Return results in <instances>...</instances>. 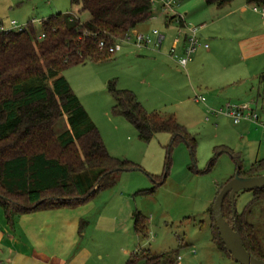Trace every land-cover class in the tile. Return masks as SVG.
I'll use <instances>...</instances> for the list:
<instances>
[{"label": "trees", "instance_id": "16d2710c", "mask_svg": "<svg viewBox=\"0 0 264 264\" xmlns=\"http://www.w3.org/2000/svg\"><path fill=\"white\" fill-rule=\"evenodd\" d=\"M205 1L223 7L233 0ZM247 1L264 5V0ZM71 4L80 14L89 13V18L54 13L42 20L43 38L37 37L33 20L21 31L0 28V206L10 225L23 213L85 203L115 186L122 172L139 168L130 159L111 155L64 72L74 65L111 60L115 52L109 47L150 18L153 0H71ZM108 89L115 100L113 113L124 115L143 141L169 132V153L178 140H185L195 152L196 137L175 115L149 112L133 90L118 87L116 80L109 81ZM64 115L71 128L57 133L55 125ZM231 154L241 175L264 174V158L244 168L240 154L233 150ZM165 168L167 176L170 157ZM244 191L252 193L244 208L236 207L233 217L227 197L223 212L241 233L247 250L264 259V188L243 190L237 197ZM21 199L26 203L21 204ZM210 213L214 218L213 205ZM133 218L136 233L145 236V217L135 211ZM219 242L226 250L221 237ZM177 256L141 249L131 254L127 264L139 259L144 264H176Z\"/></svg>", "mask_w": 264, "mask_h": 264}, {"label": "rangeland", "instance_id": "374dc122", "mask_svg": "<svg viewBox=\"0 0 264 264\" xmlns=\"http://www.w3.org/2000/svg\"><path fill=\"white\" fill-rule=\"evenodd\" d=\"M160 2L156 0L152 11L153 15L162 14L149 18L145 30L150 28L149 25H155V20L164 19ZM181 4L182 0H174L175 11L185 17L188 10H180ZM57 12L80 14L71 0H0V19L6 27L10 26L12 20H16L19 26H26L29 20H33L35 30L39 32L43 18ZM168 15L171 17L175 14ZM80 16L86 20L89 13ZM178 19V15H175L173 21L180 26ZM154 27L159 28L153 26L151 29ZM166 43L163 44L164 50ZM129 48L131 46L124 44L111 60L74 65L64 72L99 128L111 155L130 159L139 165L137 169L124 171L115 186L96 194L103 196L101 202L105 203L99 206V211L105 212L107 217L99 220L95 231L98 232L102 226L111 227L113 235H121L132 253L141 249L158 254L174 252L182 256L181 264H242L220 247V237L210 208L219 191L237 171L231 150L240 154L244 168H248L256 159L264 158L262 129L251 121L235 123L229 116L215 114L213 108L205 104L209 100V94L204 91L207 87L193 86L192 74L189 78L183 68V73L173 70L148 77L145 74L147 65L138 61L139 54L134 47L132 54L126 53ZM149 48L155 49L152 45ZM259 66L260 72L254 86L220 87L242 93L247 103L261 112L264 109V79L261 77L264 63L261 62ZM180 75L187 84H181ZM111 80H116L120 88L133 90L149 112L175 115L196 137L195 152L185 140H178L169 153L172 138L169 132H158L150 141H143L137 128L124 115L113 113L115 100L108 89ZM196 95H204L205 101L198 102ZM70 128L68 115L61 117L55 125L57 133ZM168 157L170 168L167 176H164ZM118 192L127 195L125 200L130 204L132 214L140 211L145 217V236L136 233L134 218L129 219V212L127 219L114 228L118 221L109 216V210L115 204L108 205L107 200L118 199ZM251 198V192H241L237 197V209L241 211ZM20 202L26 203L23 199ZM112 241H116L115 238ZM194 249L196 252H193ZM130 257L128 255L126 262ZM134 264L144 263L139 259Z\"/></svg>", "mask_w": 264, "mask_h": 264}, {"label": "crops", "instance_id": "0c3cea01", "mask_svg": "<svg viewBox=\"0 0 264 264\" xmlns=\"http://www.w3.org/2000/svg\"><path fill=\"white\" fill-rule=\"evenodd\" d=\"M263 7L256 9L247 0H233L223 7L207 4L205 0H182L179 9L188 10L184 17L186 23L199 25L202 43L209 44L208 48L203 45L197 48L185 69L189 78L190 74L193 76V86L207 87L204 91L209 94L208 103H205L208 108L221 107L227 102L247 103L242 93L220 86L255 85V78L260 72L259 65L264 63ZM159 14L162 12L154 16ZM165 16L164 19L155 20L156 24L149 25L148 30H145L147 20L132 29L151 32L153 26H158L165 35L163 44L167 41L165 50L163 44L158 52L149 46L137 48L125 44L126 47L131 46L126 53L132 54L134 48L137 50L138 61L147 65L145 74L148 77H154L158 72L184 71L169 56L180 26L171 19L173 16ZM180 77L181 84H187L183 75ZM261 112L264 113V109ZM99 195L75 207L39 209L20 214L14 225L8 223L4 209L0 206V260L16 264H124L132 252L121 235H113L114 230L109 226H102L98 232L95 231L99 220L107 217L105 212L99 211V206L105 203L101 202L102 194ZM117 195L118 199L113 197L111 202L107 200L108 205L115 204L109 210V216L118 221L115 229L116 224H122L123 219H127L128 212L129 219L133 218L130 204L125 200L127 195L122 192ZM82 221L88 224L84 227ZM112 236L116 241H112Z\"/></svg>", "mask_w": 264, "mask_h": 264}, {"label": "built area", "instance_id": "2783aa9c", "mask_svg": "<svg viewBox=\"0 0 264 264\" xmlns=\"http://www.w3.org/2000/svg\"><path fill=\"white\" fill-rule=\"evenodd\" d=\"M163 12L168 15L173 13L178 15V22L180 23L179 35L176 38L175 43L171 46L169 50V56L174 59L183 69H187L189 62L193 59V55L197 48L201 45L204 47H209L208 43H202L199 30L200 26L192 23H186L184 16L180 15L175 11L174 0H161ZM156 3V0H153V4ZM255 8H259V5H255ZM264 11V7H263ZM175 15H173L175 17ZM169 16V15H168ZM155 17L153 13L150 15V18ZM25 26H19L16 20L10 22V26L6 27L4 24L0 25V28L3 30H15L21 31ZM38 38L45 37L43 30L37 32ZM165 35L158 29L154 28L152 32H143V31H133L130 30L123 37L117 38L115 43L109 47L110 52H116L120 50L124 44H132L137 48L148 47L152 45L155 50L160 51L162 44L164 42ZM104 41L100 42V47H104ZM196 100L205 101V96L196 95ZM215 114H223L231 117L235 123H240L242 121H251L254 122L258 127L263 131L264 138V113L258 111L257 109L251 107L249 103L244 104H234L231 102L225 103L219 108H213ZM193 252H196L194 249ZM182 256L178 255L176 259V264H181ZM0 264H16L13 262H7L0 260Z\"/></svg>", "mask_w": 264, "mask_h": 264}, {"label": "water", "instance_id": "95a60500", "mask_svg": "<svg viewBox=\"0 0 264 264\" xmlns=\"http://www.w3.org/2000/svg\"><path fill=\"white\" fill-rule=\"evenodd\" d=\"M264 188V174L244 176L236 171L219 191L214 204L213 213L217 229L226 250L242 264H264V259L253 255L243 243L241 233L224 215L223 205L229 197L232 205V216L236 215V197L240 191Z\"/></svg>", "mask_w": 264, "mask_h": 264}]
</instances>
